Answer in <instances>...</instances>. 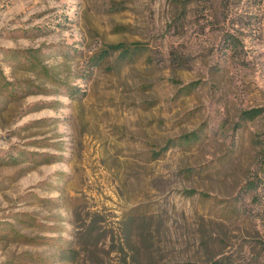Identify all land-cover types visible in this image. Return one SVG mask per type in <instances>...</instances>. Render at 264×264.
I'll list each match as a JSON object with an SVG mask.
<instances>
[{"label":"rangeland","instance_id":"374dc122","mask_svg":"<svg viewBox=\"0 0 264 264\" xmlns=\"http://www.w3.org/2000/svg\"><path fill=\"white\" fill-rule=\"evenodd\" d=\"M0 264H264V0H0Z\"/></svg>","mask_w":264,"mask_h":264},{"label":"trees","instance_id":"16d2710c","mask_svg":"<svg viewBox=\"0 0 264 264\" xmlns=\"http://www.w3.org/2000/svg\"><path fill=\"white\" fill-rule=\"evenodd\" d=\"M120 47H123V45H121ZM105 58H106V56H102L99 60L96 59V61L101 63ZM261 112H262V110H260V109H252V110H249V111L245 112L244 113L245 114L244 117H246L245 118L246 120H253L256 117H258L261 114ZM125 242H126V244L127 243L129 244V239H126ZM121 249H123V248L121 247ZM135 260H136L135 257H133L132 261L135 262ZM123 262L127 263V260L125 259Z\"/></svg>","mask_w":264,"mask_h":264}]
</instances>
